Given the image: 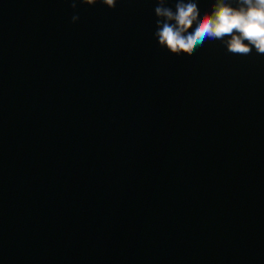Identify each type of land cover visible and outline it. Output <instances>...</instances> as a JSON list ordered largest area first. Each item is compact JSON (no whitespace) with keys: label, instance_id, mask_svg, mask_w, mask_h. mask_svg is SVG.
I'll list each match as a JSON object with an SVG mask.
<instances>
[{"label":"water","instance_id":"95a60500","mask_svg":"<svg viewBox=\"0 0 264 264\" xmlns=\"http://www.w3.org/2000/svg\"><path fill=\"white\" fill-rule=\"evenodd\" d=\"M155 7L0 0V264H264V55Z\"/></svg>","mask_w":264,"mask_h":264},{"label":"clouds","instance_id":"9594fccd","mask_svg":"<svg viewBox=\"0 0 264 264\" xmlns=\"http://www.w3.org/2000/svg\"><path fill=\"white\" fill-rule=\"evenodd\" d=\"M115 8L118 0H71ZM156 0V37L161 48L173 54H188L206 41H220L235 56H249L255 50L264 55V0H213L211 11L201 13L199 0ZM80 19L73 15L72 21Z\"/></svg>","mask_w":264,"mask_h":264}]
</instances>
